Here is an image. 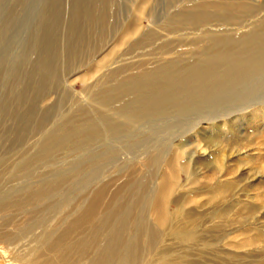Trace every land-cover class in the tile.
Segmentation results:
<instances>
[{
    "label": "rangeland",
    "instance_id": "374dc122",
    "mask_svg": "<svg viewBox=\"0 0 264 264\" xmlns=\"http://www.w3.org/2000/svg\"><path fill=\"white\" fill-rule=\"evenodd\" d=\"M76 223L87 264H264V0H0V246Z\"/></svg>",
    "mask_w": 264,
    "mask_h": 264
},
{
    "label": "bare ground",
    "instance_id": "6f19581e",
    "mask_svg": "<svg viewBox=\"0 0 264 264\" xmlns=\"http://www.w3.org/2000/svg\"><path fill=\"white\" fill-rule=\"evenodd\" d=\"M244 65L248 66L247 67L248 70L253 71L254 68L250 63H244ZM245 72H247V70ZM202 154L205 155V153L203 152ZM169 186L171 185H168V182L165 179H163L158 190L156 189L157 191L154 198L152 199L153 202L149 210L151 216L154 217L156 222L160 225H165L166 222H168L167 200L169 198V194L171 191V187ZM101 193H97L94 195L93 197L94 202H98L100 200ZM88 217L84 219H87ZM84 219H82L80 223L83 222ZM77 223L73 225L71 228L69 227L70 229H67L66 232L64 231L62 235L53 238L48 237L49 239H47L42 246L37 248L32 247L28 251H23V250H19L18 248H14L17 245L16 246L14 245L13 247V244H12V248L10 245L0 246V264H72L69 262L72 261V259L75 260V264H82L83 261L86 259L85 254L87 252V245L84 243L72 244L70 243V241H68L72 231L76 230L75 228L78 225ZM109 263L110 262L97 260V261H92L89 264H109ZM83 264H87V262Z\"/></svg>",
    "mask_w": 264,
    "mask_h": 264
}]
</instances>
